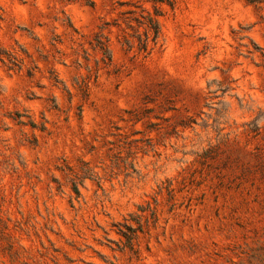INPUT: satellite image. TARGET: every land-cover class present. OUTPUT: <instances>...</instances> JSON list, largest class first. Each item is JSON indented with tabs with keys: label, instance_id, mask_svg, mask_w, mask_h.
<instances>
[{
	"label": "rangeland",
	"instance_id": "obj_1",
	"mask_svg": "<svg viewBox=\"0 0 264 264\" xmlns=\"http://www.w3.org/2000/svg\"><path fill=\"white\" fill-rule=\"evenodd\" d=\"M0 264H264V0H0Z\"/></svg>",
	"mask_w": 264,
	"mask_h": 264
},
{
	"label": "trees",
	"instance_id": "obj_2",
	"mask_svg": "<svg viewBox=\"0 0 264 264\" xmlns=\"http://www.w3.org/2000/svg\"><path fill=\"white\" fill-rule=\"evenodd\" d=\"M148 24H149L150 29H153L154 32L156 33V36H158L160 32V25H159V21L157 17L150 15L148 17Z\"/></svg>",
	"mask_w": 264,
	"mask_h": 264
}]
</instances>
